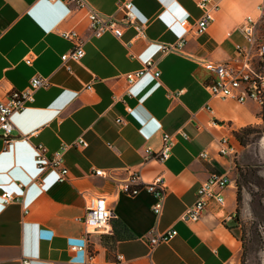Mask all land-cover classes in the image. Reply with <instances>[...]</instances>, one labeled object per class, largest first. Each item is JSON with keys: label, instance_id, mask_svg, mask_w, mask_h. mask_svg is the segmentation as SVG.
Instances as JSON below:
<instances>
[{"label": "crops", "instance_id": "obj_1", "mask_svg": "<svg viewBox=\"0 0 264 264\" xmlns=\"http://www.w3.org/2000/svg\"><path fill=\"white\" fill-rule=\"evenodd\" d=\"M85 1L103 15L121 17L117 0ZM198 1L132 0L143 35L136 36L128 26L116 39L108 33L92 36L85 11L73 10L66 0H0V98L26 88L34 75L49 82L12 116L14 140L5 151L0 130V195L8 192L22 198L7 205L0 198V264H20L23 257L31 264L239 263L241 241L229 225L235 187L226 191L223 207L211 203L197 222L183 223L179 217L211 173L226 171L228 158L217 154L218 138L258 124L255 103L236 104L209 95L205 88L209 73L202 62H224L235 56V45L243 43L238 31L242 18L260 0L249 6L242 0H212L219 8L208 30L187 35L181 51L162 54L159 44L173 43L183 34L181 20L200 17ZM70 30L85 41L84 56L63 65L60 57L71 44L61 33ZM149 59L159 76L146 75L132 86V97L123 96L124 74ZM89 83L91 89L86 90ZM126 107L132 111L126 112ZM163 133L175 137L170 157L163 163L143 164V149L158 150ZM20 134L28 135L27 140ZM77 138L87 146L65 153L67 180L58 183L49 171L41 176L42 186L32 183L37 174L34 146L41 144L51 154ZM233 138L239 144L236 159L243 146ZM203 152L205 158L200 157ZM97 169L113 178L94 175ZM128 170H138L145 181L162 176L166 197L158 217L151 210V195L129 197L119 192ZM82 192L105 195L112 213L101 236H112L114 242L106 247L100 235H91V259L86 251L69 250L70 245L84 243ZM171 227L177 231L173 239L149 246V231Z\"/></svg>", "mask_w": 264, "mask_h": 264}, {"label": "built area", "instance_id": "obj_2", "mask_svg": "<svg viewBox=\"0 0 264 264\" xmlns=\"http://www.w3.org/2000/svg\"><path fill=\"white\" fill-rule=\"evenodd\" d=\"M54 1V0H49ZM66 3L73 6V10H84L88 20L91 34L94 37H100L106 33L111 34L116 39H120L124 28L132 26L136 30V36L143 35V25L137 21L133 11L132 0H117V11L121 14L120 18L103 15L91 8L85 0H66ZM202 13L194 21L181 20L180 27L183 34L173 43L159 44L162 54L175 53L181 51L186 42V36H198L205 33L214 20V13L218 10L217 2L212 0H199L197 3ZM264 21V0H260L252 13L245 14L238 27L243 43L235 45V56L224 62H202L203 68L209 73L208 81L205 88L212 98L221 101H231L236 104H245L247 102L255 103L259 108L264 106V37L258 33L260 23ZM61 37L67 40L71 47L61 55L60 59L63 65L72 60L79 62L84 56V43L82 37L74 30L61 33ZM130 47V43L126 44ZM25 63L29 64L30 59L25 58ZM154 69V62L147 60L142 67L129 71L124 74L126 87L122 93L123 96L132 97V86L151 74L154 78L159 76V72ZM48 79L39 75H34L29 79L28 86L23 90H12L3 98H0V130L2 131V150L5 151L13 142L11 134L14 130L12 116L24 110L26 104L33 102L34 92L41 88H47ZM86 90L91 89V83L85 86ZM173 96V93H169ZM114 101H120L118 96H114ZM207 108H209L207 106ZM131 107H126V112L130 113ZM119 118L117 122H121ZM186 137L185 134H183ZM28 135L20 134V139L27 140ZM175 143V137L172 134L163 133L161 135V145L158 150H153L147 146L143 149V164L148 162L163 163L171 154L172 147ZM87 142L82 138H77L70 144H62L57 151L48 154V149L41 145L34 146L36 176L32 183L42 186L41 176L45 172L53 171L56 174L58 183L64 182L68 177V169L65 165V153L71 147L85 148ZM239 144L229 133L221 135L217 140V154L227 157L228 164L226 171L223 173H211L196 190L195 200L179 217L183 223L197 222L207 211L209 205L214 203L218 207L225 204L226 191L235 187V181L231 171L235 167V156ZM205 152L200 154L205 158ZM94 175L113 178L110 172H103L100 169L94 170ZM22 190L26 186L18 184ZM119 192L134 197L141 192L151 195L154 202L151 206L152 213L158 217L164 205L166 197V186L161 175L154 177L150 181L141 178L138 170H128L127 177L119 184ZM85 200V213L81 218L84 226L82 233L83 244L70 245V251H86L88 258H92V253L88 250L90 237L93 234L101 235L110 226L112 213L108 208L105 195L96 193L82 192ZM3 204L22 202L21 195H13L4 192L0 195ZM27 210L24 209L23 213ZM177 235L175 228L171 227L162 232L151 230L148 232V244L151 248L167 243ZM121 256H116L120 261ZM20 264H31V259L23 257Z\"/></svg>", "mask_w": 264, "mask_h": 264}, {"label": "rangeland", "instance_id": "obj_3", "mask_svg": "<svg viewBox=\"0 0 264 264\" xmlns=\"http://www.w3.org/2000/svg\"><path fill=\"white\" fill-rule=\"evenodd\" d=\"M256 1L242 0V5H253ZM258 33L264 37V21L260 23ZM256 108L258 124L251 126L249 133L240 132L245 144L234 160L235 189L240 190V200L238 203L235 200L238 211H234L236 215L229 225L241 241L238 264H264V106Z\"/></svg>", "mask_w": 264, "mask_h": 264}, {"label": "trees", "instance_id": "obj_4", "mask_svg": "<svg viewBox=\"0 0 264 264\" xmlns=\"http://www.w3.org/2000/svg\"><path fill=\"white\" fill-rule=\"evenodd\" d=\"M251 130H252V128H250V127H246V128H243V129H241V130H239V131H235V132L233 133V135H234L235 138L238 140V142L240 143V145L243 146V145L245 144V142L241 139V137H240V132L245 131L246 133H249ZM239 200H240V190L237 189V191H236V202L238 203ZM237 211H238V210L236 209L235 212L237 213ZM235 215H236V214H234V216H235ZM110 221H111V220H110ZM99 240H100L101 244H103V245L106 246V247H110L109 242H110V243H113V242H114V239H113L112 236H111L110 239H109V238L106 237V236H101V235H100ZM107 240H109L108 243H107Z\"/></svg>", "mask_w": 264, "mask_h": 264}]
</instances>
